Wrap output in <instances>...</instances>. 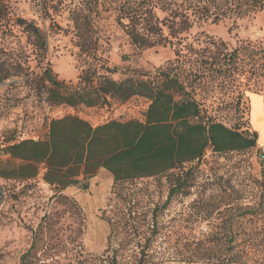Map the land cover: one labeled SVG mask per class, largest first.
<instances>
[{
  "label": "rangeland",
  "instance_id": "obj_1",
  "mask_svg": "<svg viewBox=\"0 0 264 264\" xmlns=\"http://www.w3.org/2000/svg\"><path fill=\"white\" fill-rule=\"evenodd\" d=\"M8 1L19 17L42 28L48 48L42 56L18 33L5 41V51L0 52V66L19 74L0 85V160L8 159L1 150L14 141L46 140L51 120L66 115L79 116L93 127L145 120L150 103L139 97L125 103L110 100L94 108L50 105L51 85L40 81L45 70L51 69L58 81L71 86L79 83L86 68L66 11L72 0L65 1V11L53 14L54 20L43 18L32 0ZM98 28V56L116 69L109 74L114 81L152 77L175 59L176 50L169 44L139 50L113 18ZM187 37L194 45L208 37L222 40L231 50L242 42L264 41V11L197 24ZM242 91L240 110L236 98L233 104H223L221 93L211 95L207 105H219L217 117L227 127L254 131L252 117L258 125L264 112L260 105L264 89ZM261 135L263 131L258 146L242 155L219 157L208 150L191 195L171 200L162 176L116 184L110 173L101 170L88 181V190L50 187L43 174L30 182L0 178V264H223L231 253L254 251L245 261L264 264ZM247 209L252 214L242 216Z\"/></svg>",
  "mask_w": 264,
  "mask_h": 264
},
{
  "label": "trees",
  "instance_id": "obj_2",
  "mask_svg": "<svg viewBox=\"0 0 264 264\" xmlns=\"http://www.w3.org/2000/svg\"><path fill=\"white\" fill-rule=\"evenodd\" d=\"M32 1L45 19L54 20L53 14L65 11L66 0ZM66 11L86 68L79 83L71 86L58 81L51 69L45 70L40 81L51 85L47 102L94 108L110 100L125 103L139 97L150 103L145 120L93 127L76 115L53 119L46 140L14 141L1 150L8 159L0 160V178L30 182L43 174L50 187L88 190V181L101 170L110 173L116 184L162 176L171 200L191 195L208 150L228 157L258 146V131L227 127L217 117L219 105H207V99L221 93L223 104H233L236 98L240 110L243 87L264 89V41L242 42L231 50L224 41L209 37L202 44H188L187 35L200 23L263 12L264 0H72ZM112 18L139 50L169 44L176 50L175 59L152 77L114 81L109 74L116 69L98 56V25ZM18 33L46 55L42 28L14 13L8 0H0V52L5 51V41ZM16 77L18 73L0 66V85ZM260 187L264 189V183ZM251 214L247 209L242 216ZM255 253H231L223 264H248L245 258Z\"/></svg>",
  "mask_w": 264,
  "mask_h": 264
},
{
  "label": "crops",
  "instance_id": "obj_3",
  "mask_svg": "<svg viewBox=\"0 0 264 264\" xmlns=\"http://www.w3.org/2000/svg\"><path fill=\"white\" fill-rule=\"evenodd\" d=\"M260 102H261L260 105H264V99L260 100ZM253 119H254V117H252V125H253L254 129L256 131H258L259 133L261 131L264 132V112L260 115V120L258 119V121H260V123H258V125L255 124L256 122H254ZM261 139L264 141V136L261 135Z\"/></svg>",
  "mask_w": 264,
  "mask_h": 264
},
{
  "label": "built area",
  "instance_id": "obj_4",
  "mask_svg": "<svg viewBox=\"0 0 264 264\" xmlns=\"http://www.w3.org/2000/svg\"><path fill=\"white\" fill-rule=\"evenodd\" d=\"M262 154H264V146H262Z\"/></svg>",
  "mask_w": 264,
  "mask_h": 264
}]
</instances>
